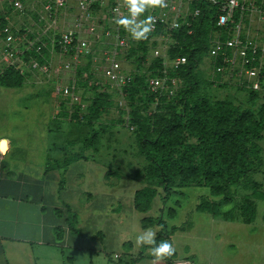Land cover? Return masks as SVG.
<instances>
[{"label":"rangeland","instance_id":"374dc122","mask_svg":"<svg viewBox=\"0 0 264 264\" xmlns=\"http://www.w3.org/2000/svg\"><path fill=\"white\" fill-rule=\"evenodd\" d=\"M29 1L26 0L25 7L27 13H32L38 7L31 5ZM12 10L6 0H0V28L5 23L18 26L14 22V19H18V13H13ZM69 20L68 15H59L58 25L64 21L60 26L62 27ZM26 21L27 19L24 23ZM62 29L67 28L64 25ZM23 32L20 30L21 34ZM219 35L220 31L216 28L207 33L209 43ZM138 42H132L126 53L120 56L121 67L132 77L141 74L146 82L147 77L156 73L160 66L150 67L153 60L152 49L146 46L145 52L140 54L136 49ZM106 46L107 42L91 43L90 56L71 62L69 56L57 53L55 47L48 45L42 49L41 54L42 61L49 69L46 75L32 70L26 56L17 55V60L10 65L21 77L20 85L15 87L18 88L16 95L21 96L22 104H34L38 133L45 132L46 129L47 133L43 135L53 139L54 150L61 145L64 147L58 150L64 154L63 162L69 159L71 154H78L80 157L77 159L86 162L85 165L94 163L90 166L95 167L96 172L98 169L101 171L103 183L112 185V189L121 196L120 201L128 202L130 193L141 188L148 192L153 191L149 208L143 212V217L146 218L147 227L154 231L158 229L155 225L156 217L161 218L167 228L176 227L173 236L168 238L176 249L172 258H188L196 264H264V122L251 132L250 142L255 145V155H251L247 172L239 176L235 185L224 195H212L205 186L193 183L179 185L175 182L171 185L172 193L162 203L161 197L164 193L156 187L153 173L139 153L137 143L142 136L154 135L159 127L154 118L155 113L159 112L157 109L160 99L172 96L162 94L158 97L155 94L149 102L140 99L139 94L135 93L131 99L128 93L130 82L119 91L111 90L103 80L101 63L98 62L100 52ZM131 49H134L133 53ZM1 57L0 33V73L4 67H8ZM208 61V57L203 58L198 65L200 76L197 78V85L195 84L196 93L211 100H227L240 109L249 110L257 118L258 111L264 106V84L259 90L250 89L244 76L239 73V68L234 66L225 69L220 75H215ZM63 63H69L70 70H60ZM262 68L264 70V57ZM64 84H73L82 107L79 104L69 105L66 98L53 94L56 85ZM183 85L184 83L182 87ZM134 86L139 88L138 84ZM100 93L107 95L105 101L108 103L103 105L104 109L101 108L95 118H91L87 106L91 100L101 98ZM8 99V96L4 97L6 105ZM2 115L0 120L4 118L5 121H0V125L5 127L0 128V131L5 134L12 131L8 121L18 120L20 116L23 120L31 121L34 117L33 112L21 113L20 110H8ZM135 117L139 120L138 125L132 123ZM33 129L34 127H24L18 130L23 131L24 136H29ZM16 136L18 139H24L20 132ZM183 138L186 141H194V137L185 133ZM63 140L64 143H60ZM17 154V149H14L9 157L14 158ZM118 203L119 201H116V205ZM116 205L114 201L110 208L102 207L101 216L103 217L105 212L119 210ZM127 208L128 206L123 205L122 210ZM169 208L173 211L170 218L166 214ZM134 217L126 214V222L130 226L134 225V222L137 225V218ZM137 229L136 226L129 234L139 235L141 232Z\"/></svg>","mask_w":264,"mask_h":264},{"label":"crops","instance_id":"0c3cea01","mask_svg":"<svg viewBox=\"0 0 264 264\" xmlns=\"http://www.w3.org/2000/svg\"><path fill=\"white\" fill-rule=\"evenodd\" d=\"M16 89L0 85L1 117L8 110L34 117L8 121L10 134L0 131V264H153L149 245H136L137 235L129 234L136 226L141 233L148 229L140 226L143 212L132 207L133 191L128 202L120 201L112 185L103 183L101 171L90 166L94 163L74 159L63 166L58 150L64 147L54 150L46 129L38 135L35 106L22 104ZM24 127H34L31 135L18 130ZM19 132L24 139H18ZM14 149L18 154L10 158ZM114 201L119 210L102 217L101 208ZM127 213L137 225L126 222Z\"/></svg>","mask_w":264,"mask_h":264},{"label":"built area","instance_id":"2783aa9c","mask_svg":"<svg viewBox=\"0 0 264 264\" xmlns=\"http://www.w3.org/2000/svg\"><path fill=\"white\" fill-rule=\"evenodd\" d=\"M6 1L12 6V12L18 13V26L5 23L0 28L1 59L7 66L13 65L17 55L26 56L32 70L46 75L48 65L41 56L46 46L55 47L57 53L76 62L92 54L91 43L107 42L98 58L104 82L113 91H119L130 82L132 76L122 70L120 56L137 41L115 23L116 19L128 14L123 0H32L31 5L38 7L32 13H27L26 0ZM166 3L167 7L152 9L141 17L150 14L156 19L152 33L145 40V47L152 49L153 59H158L160 66L146 79L150 92L159 97L162 94L172 96L177 91L180 81L170 72L184 64L185 57H169L168 49L176 45L180 32L190 35L193 23L207 11L211 13L214 27L220 31L209 43L212 73L220 75L234 66L239 68L250 89H260L264 84V0H166ZM59 15L70 17L64 24L67 29H62L64 25L60 27L64 21L58 25ZM20 30L24 32L21 34ZM70 67L69 63H63L60 70L67 71ZM53 94L66 98L69 105L82 107L73 84L56 85ZM172 264L195 263L182 258L172 260Z\"/></svg>","mask_w":264,"mask_h":264},{"label":"trees","instance_id":"16d2710c","mask_svg":"<svg viewBox=\"0 0 264 264\" xmlns=\"http://www.w3.org/2000/svg\"><path fill=\"white\" fill-rule=\"evenodd\" d=\"M210 15V11H207L200 16L193 23L190 35L177 34L176 45L168 49L169 57H185V63L170 72L171 76L178 77L181 86L174 96L160 99L159 112L155 113L154 118L158 129L152 137L142 136L137 143L139 153L153 173L156 187L164 193L162 203L172 193L171 185L175 182L179 185L193 183L205 186L212 195H224L235 185L237 178L247 172L251 155H255V145L250 142L251 132L264 122V106L255 118L249 110L240 109L227 100H211L196 93V82L200 76L198 65L208 57L207 33L215 28ZM136 49L143 54L145 40L139 41ZM154 65L159 67L158 59H153L150 67ZM20 83L21 77L16 69L8 66L1 70L0 85L18 87ZM130 84L128 93L131 99L136 93L140 99L150 102L155 95L147 89V83L139 73L132 77ZM134 84H138L139 88L133 87ZM99 95L101 98L91 100L87 106L91 118H95L98 111L104 109L103 105L108 103L105 101L107 95ZM132 123L138 125V118L135 117ZM184 133L194 137V141H186ZM79 157L78 154H71L63 166ZM152 196L153 191L148 192L144 188L135 190L132 207L138 212L146 211ZM166 214L170 218L173 211L169 208ZM145 219H140L142 228L147 227ZM155 225L158 226L157 243L168 240L176 230L174 226L167 228L159 217L155 218ZM164 264H172V257Z\"/></svg>","mask_w":264,"mask_h":264},{"label":"clouds","instance_id":"9594fccd","mask_svg":"<svg viewBox=\"0 0 264 264\" xmlns=\"http://www.w3.org/2000/svg\"><path fill=\"white\" fill-rule=\"evenodd\" d=\"M123 3L128 10V14L116 19L115 23L136 41L147 40L156 23L153 15L149 14L143 19L141 17L152 9L167 7L166 0H123ZM135 243L136 245L151 246L149 251L154 258L153 264H161L176 252L174 243L167 239L157 243L156 231L152 228L145 229L137 235Z\"/></svg>","mask_w":264,"mask_h":264},{"label":"bare ground","instance_id":"6f19581e","mask_svg":"<svg viewBox=\"0 0 264 264\" xmlns=\"http://www.w3.org/2000/svg\"><path fill=\"white\" fill-rule=\"evenodd\" d=\"M2 142H4V141H1V143H2ZM1 143H0V144H1ZM3 149H4V148H1V147H0V150H3Z\"/></svg>","mask_w":264,"mask_h":264},{"label":"water","instance_id":"95a60500","mask_svg":"<svg viewBox=\"0 0 264 264\" xmlns=\"http://www.w3.org/2000/svg\"><path fill=\"white\" fill-rule=\"evenodd\" d=\"M0 141H2V140H0Z\"/></svg>","mask_w":264,"mask_h":264}]
</instances>
